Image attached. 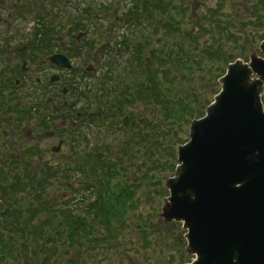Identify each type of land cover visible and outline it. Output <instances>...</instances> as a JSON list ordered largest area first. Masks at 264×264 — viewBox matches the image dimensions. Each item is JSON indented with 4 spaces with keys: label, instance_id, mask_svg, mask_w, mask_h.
I'll list each match as a JSON object with an SVG mask.
<instances>
[{
    "label": "trees",
    "instance_id": "16d2710c",
    "mask_svg": "<svg viewBox=\"0 0 264 264\" xmlns=\"http://www.w3.org/2000/svg\"><path fill=\"white\" fill-rule=\"evenodd\" d=\"M199 1L197 8L192 0H133L120 14L132 34L123 41L124 51L118 48L124 55L128 54L130 63L105 70L97 78L91 103L83 111L87 114L90 110L87 121L102 130L103 137L94 135L93 146L85 147L86 151L84 146H78L83 150L78 153L76 148L74 161L63 169L56 165L53 173L58 177L60 172L59 177L66 179L71 170L79 171L82 188L94 193L95 199L78 210L43 200L40 191L50 183L49 176L39 175L42 170L38 171L36 165L27 166V179L20 180L21 191L25 187L33 191V202L23 208L28 264H44L50 255H57L59 260L67 255L65 264H75L78 257L81 259V252L87 253L86 259L105 257L98 264H133L125 259L118 261L116 257L130 255L128 246L134 240H138L136 246L143 251L145 262H186L180 224L160 220L154 198L165 196L163 182L173 174L176 149L187 139L189 123L203 116L205 107L219 90L215 80L222 76L224 63L236 59L229 58L233 55L229 45L233 42L240 45L243 36L254 43L255 36H250L244 25H264V0L247 2V7L253 10L248 20L241 8L238 15L221 17L220 6L225 0H215L214 4ZM231 1V5L237 2ZM202 7L206 9L202 11ZM189 21L200 23L199 30L208 39L199 43L193 37L194 32L187 30ZM73 22L77 29L83 26L79 19ZM41 34L42 41H54L49 28ZM133 36L136 38L130 43ZM86 45L91 46L89 42ZM79 139L87 144L83 135ZM137 188L140 190L134 198ZM153 189L150 210L143 209L144 198ZM139 208L141 212L136 213ZM37 213L43 216L33 222ZM131 213L137 218L138 229L155 230L153 227L158 222L168 227L171 235L164 239L159 234L154 237L140 230L133 240L123 238L121 231ZM145 218L149 219L148 224H143ZM171 237L176 238L174 247L170 245ZM10 241H14L10 235L1 233L2 256H10L14 251L16 245ZM70 249L74 250L71 255ZM148 249H153L152 255L147 253Z\"/></svg>",
    "mask_w": 264,
    "mask_h": 264
},
{
    "label": "water",
    "instance_id": "95a60500",
    "mask_svg": "<svg viewBox=\"0 0 264 264\" xmlns=\"http://www.w3.org/2000/svg\"><path fill=\"white\" fill-rule=\"evenodd\" d=\"M250 56L227 66L164 183L160 217L182 222L186 252L196 256L189 264H264V57ZM48 60L70 66L62 54Z\"/></svg>",
    "mask_w": 264,
    "mask_h": 264
},
{
    "label": "rangeland",
    "instance_id": "374dc122",
    "mask_svg": "<svg viewBox=\"0 0 264 264\" xmlns=\"http://www.w3.org/2000/svg\"><path fill=\"white\" fill-rule=\"evenodd\" d=\"M132 1L133 0H0V41H3V39L7 37L8 42V62L6 63L9 65L16 64L18 69H20L22 64L21 61L27 63L28 70L26 72L28 74L25 75L27 80L22 83L23 86L20 91L24 90L25 87L29 88L31 85H34V78L31 76L46 75L45 83L50 89L49 92L52 91V89L56 90L57 97L59 98L58 103L65 100L66 103L70 105L69 108H73L72 118L75 119V112H78L80 106L85 105L86 103L85 98L80 97L73 100L71 93L62 97L60 90L63 87H66V89L69 88V85L75 82L78 85L77 92H80V94H82V92H88V97L90 93H93L91 90L97 81L96 79L101 76L105 70L115 69L118 68V66L128 65L130 63L131 59L128 61V54L124 55V53H121L119 50V48H121L122 52L124 51L123 41L125 38L130 39V34H132L127 30L125 23L122 22L120 14H122L127 7L132 5ZM192 1V4H196V7L198 8V2L201 1ZM206 1L208 4L215 3V0ZM252 1L255 0H237L234 5H231L233 3L231 0H225L220 6V9L222 10L220 15L223 18H226L229 15L233 17L235 14L238 15L241 8V10H243H240L241 13L244 12L243 17L248 20L251 18L253 10L247 7V2L250 3ZM205 9L206 8L202 7V11ZM196 11L199 14L197 19H199L200 12L198 9ZM192 15H195V12H193ZM75 19H79L80 24L83 25L81 29L75 28L73 24ZM190 20L193 19L190 18ZM199 25L200 23L196 22L194 24L189 21L187 30L191 29V32H194L193 37L197 38L199 43H202L205 38L208 39V36L201 33ZM193 26L196 27L195 31L192 30ZM46 28H49L54 41L51 39L46 42L42 41L43 34H41V32ZM244 28L251 33L249 34L250 36H255L254 43L251 44L248 41V38L243 36L240 40V45L237 42H233L229 45V48L232 50L231 53H233L229 58L239 57L246 60L247 56L254 53L258 56H262L258 46L261 42L259 39L264 37V25H260L259 27H256L254 24L248 27L247 25H244ZM235 30L242 32L240 28H236ZM78 33L84 34L77 38ZM135 38L136 36H133L130 43H133ZM85 41L89 42L91 45L87 46L90 47L89 49H86ZM31 45L40 47V52H36L37 57L34 61L31 60L30 55ZM54 53L65 55L68 58V61H70L71 68L61 69L47 62V57ZM126 53H128V50ZM3 59L5 60V57H3ZM37 59L39 61V66L36 67L38 74L32 70L34 68V62H36ZM88 64L92 65V70L94 71L92 73L94 75L83 78L81 73L85 71ZM2 65L3 64H0V77L5 75V71H2ZM226 65L227 62L224 63L222 72L225 70ZM51 74H58L59 81L52 82L51 84V82H49ZM215 82L217 90L220 89L218 79H216ZM47 97L51 96H46L45 100H47ZM26 100L28 102L31 100V102H33L32 105L40 102V99L35 100L32 97L31 99L28 98ZM57 105V110H54V107L50 105V112H52V114L55 111L64 113V111L60 109L61 106L59 104ZM35 111L36 112L33 113V119H36L38 116L37 109H35ZM55 121L56 125H59L61 118L58 117ZM78 122L79 119L76 118L75 123ZM101 132L102 130L96 129L95 127L89 128V133L93 136L95 135V138H97V136L99 139L102 138L103 134H101ZM58 139L59 137H54V139L48 138L47 140H42L41 146L37 147L41 149L40 155L34 154L33 156L28 157V161H30L31 165L34 163L39 164L40 169L45 172L43 174L39 172V175H43L44 177L49 175L51 169L47 168L48 164H52L55 167L56 165L71 163L74 161L72 155H76V152L70 156V161L64 159L67 154H70V146H68V142L65 140L58 152H51L52 147L57 145ZM64 139H66V137ZM80 141L82 143L84 142L83 139H80ZM77 150L79 153L83 148L80 149V147H78ZM84 150L86 151L85 147ZM6 151L7 150L4 149L5 153ZM26 176L28 175L25 174V177ZM49 179L50 183L46 185L44 191H41L43 192V197L47 196L48 199H52L57 195V199L54 201L60 203L63 207L69 206L76 210L90 201L89 196L91 192L79 186L82 178L78 171L75 172L71 170V181L73 185L68 188H65L62 182L64 179H59L57 177H50ZM130 179L131 178L128 180ZM55 183L56 185L59 184V186L56 187L54 185ZM139 190L140 188H137L134 191V194L132 195L134 198L137 197ZM26 193L29 194L28 191H26ZM154 193L155 190L153 189L152 193L149 194L150 197L146 196L144 198L143 209L150 210L149 203L154 197ZM23 199L28 200L31 198L25 195V198ZM161 200L162 198L159 195L154 198V202L158 206V212L160 211ZM139 212H141V208L136 211V213ZM25 215L26 212H24V216ZM42 216V214L37 213L32 221L36 222L37 218ZM144 223L148 224L149 219L145 218L143 224ZM153 228H155V230H148L147 228L138 229L137 218L135 217V214L131 213L128 215L126 225H123L124 230L121 231V233H123V238L128 237L132 240L139 235L140 230H146L147 233L154 237L159 234V237L164 239H168L171 235L169 228L162 226L158 222ZM180 231L182 233L184 232L181 228ZM182 233L181 236L183 237ZM48 237H50V235ZM175 240V237H171L170 245L172 247H174ZM136 242H138V240H134V242L128 246L130 249V255L124 254L114 257H116L118 261L125 259L131 261L133 264H152L148 261L145 262L142 260L144 253L140 246H136ZM25 245L27 247L26 243ZM73 251V249H70L69 255L73 254ZM147 253L152 255L153 249H148ZM86 255L87 253L81 252V259L78 257L75 264H98L97 262L99 259L105 258L92 257L91 259H86ZM10 256H12V254ZM16 256L20 257V260H17V262L12 261L11 259L7 260L0 254V264H26L24 255H18L17 253ZM193 257L194 256L192 255H186L184 260L186 261L185 263H188ZM65 258H67V255L60 260L57 259V255H50L46 258L44 264H65Z\"/></svg>",
    "mask_w": 264,
    "mask_h": 264
},
{
    "label": "flooded vegetation",
    "instance_id": "af4514ba",
    "mask_svg": "<svg viewBox=\"0 0 264 264\" xmlns=\"http://www.w3.org/2000/svg\"><path fill=\"white\" fill-rule=\"evenodd\" d=\"M4 44V45H3ZM3 57H5V60L3 59ZM8 58V42H7V37H5V39H3V41H0V64H3V70L5 71V75H3L2 77H0V150L3 148H6L9 153L6 156V160H10V155L13 154V156L15 157V160H13V162H11L12 164L16 163L19 165V159H18V148L17 146H21L20 142H21V135H19L17 133L16 127H17V118L18 115L14 114V106H13V95L12 92L16 91V87H19V80L18 81H14V87H12L11 84V78L14 77L15 78H25V75H27V73H22L21 71L26 69L24 66H20V69L16 68V65H9L6 62H8L7 60ZM38 59L36 60V62H34V68L32 70H34L37 73V68L39 66L38 64ZM11 72H13V74H11ZM17 74V75H16ZM38 74V73H37ZM42 77H44L42 75ZM35 89H37V93H33L34 95H36L37 99H40V108L42 109L41 113H42V117L41 118H37V130L39 132V135H41L40 137H47V138H53L54 134H49L51 137L49 136H45L48 135L47 131L45 129V127H47L48 124H50V122L48 121V117L45 115V111H44V101L48 102V103H53V102H57L59 100V98L57 97V94L53 93L52 97H47V100L43 99V96L46 93L45 87L46 86V81H44V83H41L40 78L35 76ZM44 79V78H43ZM47 87V86H46ZM48 90V87H47ZM68 117H70V115H67ZM64 126V125H62ZM22 131H26L25 129H22ZM35 135V133L29 132V136L28 137H33ZM53 136V137H52ZM43 139H37V140H33L31 145H37V146H41V141ZM12 149L14 150L13 153H11ZM8 163V161H7ZM3 180H20V172L19 173H10V174H2L0 175V181ZM21 181V180H20ZM18 194L19 197L16 198L15 200L18 201L20 203V205L23 207V202H22V191L21 189L18 190Z\"/></svg>",
    "mask_w": 264,
    "mask_h": 264
}]
</instances>
